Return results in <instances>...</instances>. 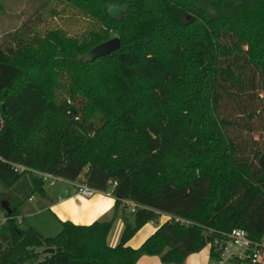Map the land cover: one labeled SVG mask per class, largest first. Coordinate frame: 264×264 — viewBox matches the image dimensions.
<instances>
[{"label": "trees", "instance_id": "obj_1", "mask_svg": "<svg viewBox=\"0 0 264 264\" xmlns=\"http://www.w3.org/2000/svg\"><path fill=\"white\" fill-rule=\"evenodd\" d=\"M62 1L101 29L83 40L57 28L16 48L0 44V181L12 187L28 174L43 194L44 173L83 176L116 198L114 215L65 221L44 236L21 226L4 195L0 264H136L142 255L183 264L233 228L264 237V0ZM112 33L121 47L107 53ZM242 126L259 139L231 134ZM162 212L172 218L127 245Z\"/></svg>", "mask_w": 264, "mask_h": 264}, {"label": "crops", "instance_id": "obj_2", "mask_svg": "<svg viewBox=\"0 0 264 264\" xmlns=\"http://www.w3.org/2000/svg\"><path fill=\"white\" fill-rule=\"evenodd\" d=\"M1 182V181H0ZM49 182V187L47 183ZM46 182L44 193L34 190L31 178L28 174L23 175L18 182L7 189L1 187L0 193L5 195L11 205L17 206L20 211L21 223L29 219V226L38 230L44 236H55L63 227L65 221L75 224L90 225L95 221H108L114 215L116 198L108 192L98 191L92 197L79 195L76 184L78 181H69L59 178L51 183ZM3 184V183H1ZM39 217L45 218L43 221ZM171 215L160 213L157 221L146 223L129 240L127 245L139 247L157 228L168 220ZM124 230V221L118 217L108 235V244L117 246L120 243ZM59 231V232H58ZM209 246L200 252L191 254L183 264H209ZM136 264H164L160 256L142 255ZM228 264H250L245 262H230Z\"/></svg>", "mask_w": 264, "mask_h": 264}, {"label": "rangeland", "instance_id": "obj_3", "mask_svg": "<svg viewBox=\"0 0 264 264\" xmlns=\"http://www.w3.org/2000/svg\"><path fill=\"white\" fill-rule=\"evenodd\" d=\"M4 4L5 11L0 14V44L5 47L16 48L18 45L31 41L35 37L43 36L50 30L57 28L80 40L88 37L92 31L98 32L101 29L98 21L62 0H5ZM116 36L115 33H112V38ZM68 83V79L63 78L62 88L59 92L60 99L67 98ZM251 93L253 94L250 96L255 99L254 105L258 107L260 104L257 100L258 93L260 97L263 95L261 84H258V88ZM232 107V104L229 105L226 114L233 110ZM232 129L231 134L233 136L241 139L248 138L249 143L251 139H259L260 132L249 131L243 126ZM83 179L82 176L79 181L84 183ZM1 183L3 182H0V188L7 189V186ZM47 186L49 187V182ZM3 196L0 193V199ZM126 206L131 210V203H126ZM2 212L4 210L0 206V213ZM44 219L39 217L38 220L43 221ZM29 222V219H25L21 226L26 228L29 226Z\"/></svg>", "mask_w": 264, "mask_h": 264}, {"label": "built area", "instance_id": "obj_4", "mask_svg": "<svg viewBox=\"0 0 264 264\" xmlns=\"http://www.w3.org/2000/svg\"><path fill=\"white\" fill-rule=\"evenodd\" d=\"M43 176L46 182L51 181V183H54L55 180L60 178L47 173H44ZM76 187V192L86 198L94 196L99 191L86 183H78ZM125 202L132 204L130 211H135L137 207L136 203L129 200ZM170 218H172V216ZM7 220L8 216L5 212L0 213V226L6 223ZM224 235L226 237L225 240H215L214 242L208 243L209 264H228L230 262L264 264V237L258 240L253 239L243 228H233L230 232L224 233ZM213 247H215L216 251L219 253L218 259H211Z\"/></svg>", "mask_w": 264, "mask_h": 264}, {"label": "water", "instance_id": "obj_5", "mask_svg": "<svg viewBox=\"0 0 264 264\" xmlns=\"http://www.w3.org/2000/svg\"><path fill=\"white\" fill-rule=\"evenodd\" d=\"M121 47V39L119 36L113 37L109 39L105 44H104V49H106L107 53H111L113 51L118 50ZM101 48V47H99ZM2 206L8 211L11 212V208L9 207L8 203L6 201L2 202ZM55 249L54 248H46L44 249V253H54Z\"/></svg>", "mask_w": 264, "mask_h": 264}]
</instances>
